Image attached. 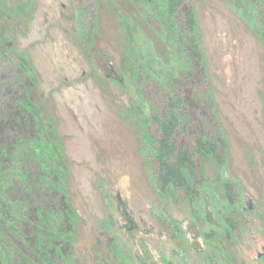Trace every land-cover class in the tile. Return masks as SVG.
<instances>
[{"label":"rangeland","instance_id":"374dc122","mask_svg":"<svg viewBox=\"0 0 264 264\" xmlns=\"http://www.w3.org/2000/svg\"><path fill=\"white\" fill-rule=\"evenodd\" d=\"M7 1L0 62L28 64L58 140L43 161L74 214L64 264H264V43L254 12L241 0H190L228 145L222 169L202 165L207 184L190 204L159 193L137 110L158 101L157 70L172 71V33L150 15L158 0Z\"/></svg>","mask_w":264,"mask_h":264},{"label":"trees","instance_id":"16d2710c","mask_svg":"<svg viewBox=\"0 0 264 264\" xmlns=\"http://www.w3.org/2000/svg\"><path fill=\"white\" fill-rule=\"evenodd\" d=\"M6 1L0 0V11ZM132 1L136 6L150 0ZM241 1L254 12V29L264 43V0ZM158 2L157 14L150 15L162 36L172 33L167 43L172 71L157 70L158 101L149 99L150 112L147 100L137 110L159 193L194 204L207 184L202 165L222 169L228 145L206 80L193 5L190 0ZM7 57L0 62V264H64L74 214L61 176L43 161L58 140L32 94L36 81L30 67ZM134 72L139 85V72Z\"/></svg>","mask_w":264,"mask_h":264},{"label":"water","instance_id":"95a60500","mask_svg":"<svg viewBox=\"0 0 264 264\" xmlns=\"http://www.w3.org/2000/svg\"><path fill=\"white\" fill-rule=\"evenodd\" d=\"M130 220V219H129Z\"/></svg>","mask_w":264,"mask_h":264}]
</instances>
